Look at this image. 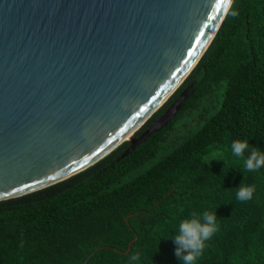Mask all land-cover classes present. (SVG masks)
<instances>
[{
	"label": "trees",
	"instance_id": "trees-1",
	"mask_svg": "<svg viewBox=\"0 0 264 264\" xmlns=\"http://www.w3.org/2000/svg\"><path fill=\"white\" fill-rule=\"evenodd\" d=\"M179 99L169 125L123 159L129 141L66 180L0 201V264H127L137 253L143 264H179L161 237L204 210L217 214L218 231L199 264H264V168L209 163L218 150L237 159L236 139L264 151V0H233L197 66L135 136ZM190 110L200 111V127L159 158ZM241 182L254 187L249 201L236 199Z\"/></svg>",
	"mask_w": 264,
	"mask_h": 264
},
{
	"label": "water",
	"instance_id": "water-1",
	"mask_svg": "<svg viewBox=\"0 0 264 264\" xmlns=\"http://www.w3.org/2000/svg\"><path fill=\"white\" fill-rule=\"evenodd\" d=\"M232 2L0 0V201L129 141L119 161L168 126L181 99L135 136L197 66Z\"/></svg>",
	"mask_w": 264,
	"mask_h": 264
},
{
	"label": "clouds",
	"instance_id": "clouds-1",
	"mask_svg": "<svg viewBox=\"0 0 264 264\" xmlns=\"http://www.w3.org/2000/svg\"><path fill=\"white\" fill-rule=\"evenodd\" d=\"M229 150L231 157L237 159H229L224 151L218 150L212 153L209 163L213 159L223 160L224 166L232 164L234 167H238L243 174L264 168V151L250 145L247 139L233 140L229 145ZM253 193V186L244 185L241 182L237 186L235 196L237 200L246 202L253 198ZM217 231V214L204 210L201 213H193L189 217L181 219L171 236H162L161 238L171 239L175 246L174 254L179 264H199L207 242ZM157 251H159L158 246ZM127 264H143L141 254L131 255Z\"/></svg>",
	"mask_w": 264,
	"mask_h": 264
},
{
	"label": "rangeland",
	"instance_id": "rangeland-1",
	"mask_svg": "<svg viewBox=\"0 0 264 264\" xmlns=\"http://www.w3.org/2000/svg\"><path fill=\"white\" fill-rule=\"evenodd\" d=\"M199 114L200 111L190 110L179 118L176 124L162 139L159 148V158L165 157L170 151L180 145L181 142L194 134V132L200 127L201 119Z\"/></svg>",
	"mask_w": 264,
	"mask_h": 264
}]
</instances>
